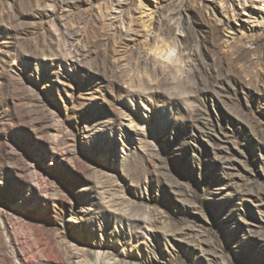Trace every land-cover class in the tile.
Returning a JSON list of instances; mask_svg holds the SVG:
<instances>
[{
  "label": "rangeland",
  "instance_id": "1",
  "mask_svg": "<svg viewBox=\"0 0 264 264\" xmlns=\"http://www.w3.org/2000/svg\"><path fill=\"white\" fill-rule=\"evenodd\" d=\"M0 264H264V0H0Z\"/></svg>",
  "mask_w": 264,
  "mask_h": 264
}]
</instances>
